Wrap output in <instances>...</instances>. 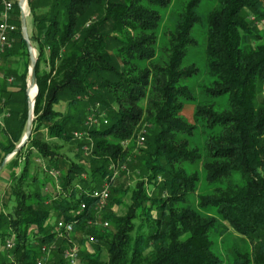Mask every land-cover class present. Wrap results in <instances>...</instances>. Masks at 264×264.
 <instances>
[{"label": "trees", "instance_id": "obj_1", "mask_svg": "<svg viewBox=\"0 0 264 264\" xmlns=\"http://www.w3.org/2000/svg\"><path fill=\"white\" fill-rule=\"evenodd\" d=\"M206 1L186 0L158 48L170 0H27L37 91L29 138L4 164L0 264H68L71 244L75 264H264V98L254 103L264 82V40L244 14L264 18V0ZM13 9L12 48L27 63ZM194 26L203 36L200 69L184 64L198 45ZM198 74L206 80L191 124L180 113L183 101L196 100L187 81ZM6 75L0 67V163L20 142L27 117L25 75L13 90ZM95 104L106 123L85 125ZM142 122L149 124L144 147L129 152L123 143L138 139ZM195 131L203 138L189 143ZM111 164L139 179L113 184ZM186 164L200 165L210 194L197 196L199 177ZM105 182L109 197L99 208L89 192ZM123 199L126 212L116 215ZM98 218L108 225L100 228ZM61 220L73 225L69 236L53 231ZM227 229L245 251L215 253L214 239Z\"/></svg>", "mask_w": 264, "mask_h": 264}, {"label": "rangeland", "instance_id": "obj_2", "mask_svg": "<svg viewBox=\"0 0 264 264\" xmlns=\"http://www.w3.org/2000/svg\"><path fill=\"white\" fill-rule=\"evenodd\" d=\"M18 1L19 0H15V4H13V5H16V7H17ZM185 1L186 0H170L169 4L166 6L167 8L165 10L161 11L160 15H161L162 24L160 27H158V31H157L158 39L156 41V46L158 48L159 47H166V41L168 39L166 32L168 29L170 30L173 27L174 19L176 18L177 13L181 12V8H182L181 5ZM206 2H208V3L203 2V4L207 5L209 7V6H211L210 4L213 2V0H207ZM26 3L24 6V12L26 13L25 26L27 27V30H28L27 35H29L31 33V31H33V30H32L31 19L29 16V12L27 10ZM203 9H207V8H203ZM13 11H15V10L13 9ZM14 13L16 14V16L14 18H16L18 14L16 12H14ZM244 14H245L246 20H248L251 23L250 26L254 27L253 32H255V31L258 32L259 36L262 37L261 40H264V25L259 26V25H257V22H256L257 20H259V21L264 20V18H258V17L254 18L253 17L254 20L252 19V21H251L250 17H252L253 15L249 14L248 11H246V13H244ZM19 15H20V12H19ZM19 18H20V16H19ZM19 18H18V20H19ZM12 21H13V18H12ZM192 34L195 35V38L197 39L198 45H196V47H194L193 49L189 48V52L184 59V64L186 65V64H188V62H193V63H196L200 69L202 66L201 62H200V54H201L202 48L199 46L201 44V41L203 40V36L201 34V29L198 26H194V28L192 29ZM13 45H14V43H13ZM11 48H9L7 50H10ZM33 51H34V54L37 58V54L35 53L34 49H33ZM28 59H29V57H28ZM28 59H27V63H25L24 62L25 59L23 57H21L19 54H17L14 49L9 54V56L5 57L3 60L0 57V67L2 69L6 70V73H7V75H6L7 79L6 80L7 81L9 80L8 83L10 84L11 90H13L14 87H18L19 85L22 84L19 76L22 77L24 75H25L24 76V82L26 83V89L28 88L29 74H30ZM205 80L206 79L202 76V74L201 75L198 74L195 79H191V80L189 79L187 81L188 86L196 92L197 97H195V99H196L195 101H190V100L183 101L184 107H183V110L180 113V115L183 119L188 120V122L191 124H196L194 119H193V112L196 109V106H197L196 103L198 102V100L201 99L200 96H202L201 91H199L201 82H203ZM25 90H24V93H25ZM36 91H37V89H36ZM35 94L36 93H35L34 89H30L28 91L27 97H30V99H32L33 98L32 96H35ZM25 96H26V94H25ZM261 98H264V82L258 86L257 94H255V98H254V103L258 102ZM223 103H224V100L222 101V104ZM55 109L56 110L57 109L62 110L63 109V103H58L57 106H55ZM89 109H90L89 110L90 112L88 114H94L95 113V114H98L100 117L104 118L103 115L105 114V112L97 104H95L93 107H90ZM88 114H86V117L84 118V121H83L84 124H85V121H86ZM32 116H33V114H32ZM1 120H2V118H0V122H1ZM148 125L149 124L142 122V124H140L139 127H137L138 139H136V140L133 139L129 142L123 143L124 144L123 146L126 148V150H129V152L135 151L138 153L139 150L144 147V134L148 133V128H147ZM22 135H23V132H22ZM82 135H83V133H81L80 136L73 134V137H77L80 139V137ZM141 138H143V140H141ZM201 138H203V133H201L199 131H195L194 137H189L188 140H189V143L193 144V143H199ZM82 151H84L86 153L88 151V148L84 146V148H82ZM13 156H11L8 159H11ZM1 157H2V154H0V159H1ZM84 157H87V156H84ZM8 159H6V161ZM4 164H5V162H4ZM4 164H3V166H4ZM3 166H2V169L0 171V175L4 173V175L6 177L5 180H7L8 169L6 167H3ZM124 166L126 167V169L122 170V168H125ZM200 168H201L200 165L193 166V165H187L186 164V166H185V169L187 171H195L199 177V182L196 185L197 196L205 194V193L210 194L213 190L211 188V186L207 185L206 180H205V175H203V172L201 171ZM110 169L112 170V175H111L112 178L111 179L114 180L113 184L116 183L117 180H119V181H123V182H125L131 186V184L134 183L135 180L139 179L138 172L135 171L134 169L131 170V169L127 168L126 165H119V164H113L112 165L111 164ZM119 170H122V172L124 173L125 176H122V175L118 176L117 174H118ZM51 176H52V174H51ZM55 176H57V175H55ZM53 178H55V177H53ZM47 187L50 188L49 185ZM125 204H127V201H126V199H123V204L113 207V211L116 212L115 213L116 215L122 214L123 212H126V207L124 206ZM11 205H12V203L9 201L7 203V206L11 207ZM202 211L208 213L209 215L216 216L215 213L212 210H208V208H202L201 212ZM97 221L99 222L98 226L100 228L103 227L102 224H100L99 218ZM214 242H215V247H216L215 253L216 254L219 253L221 256L225 255V253L229 254V252L234 250V249L238 250V252H242V251H245L246 248H248V245L244 244L240 240L238 235L234 231H231L230 229H227V233L224 236H220V237H217V239H214ZM75 258L77 261V255Z\"/></svg>", "mask_w": 264, "mask_h": 264}, {"label": "built area", "instance_id": "obj_3", "mask_svg": "<svg viewBox=\"0 0 264 264\" xmlns=\"http://www.w3.org/2000/svg\"><path fill=\"white\" fill-rule=\"evenodd\" d=\"M15 3V0H0V57L1 54L6 51L7 49L13 47L14 37L13 32L16 30L15 24L12 22V18L16 16V14L13 11V4ZM251 21L254 20L253 16L250 17ZM257 25L263 26L264 20H257ZM11 80V79H10ZM7 81V80H6ZM9 82V80L7 81ZM100 116L96 117V115L88 114L85 124H99ZM101 122L106 123L105 119H102ZM74 135H81V132L75 131L73 132ZM143 140V138H141ZM52 176L56 175L55 171L50 172ZM89 194H91L92 197L95 198L97 202V207L101 208L106 200V198L109 197L108 193V185L107 183H103L99 189H92L90 190ZM80 208L84 209V204L80 203ZM54 229L53 231L58 233L59 236L61 235H67L69 236L72 232L73 225L71 223H67L64 221H56L54 222ZM108 225V221L102 222V228ZM12 241L8 240L6 242L5 248H9L12 245ZM41 252L47 253L46 247H41ZM65 258L68 261V264H75L76 263V255H77V245L71 244L69 247H66L64 249ZM35 264H41L40 260L38 259Z\"/></svg>", "mask_w": 264, "mask_h": 264}, {"label": "water", "instance_id": "obj_4", "mask_svg": "<svg viewBox=\"0 0 264 264\" xmlns=\"http://www.w3.org/2000/svg\"><path fill=\"white\" fill-rule=\"evenodd\" d=\"M27 2V0H19L17 7H18V12H20V18H19V27H20V34H21V38L22 40L25 42V49H26V53L28 54V63H29V69H30V74H29V82H28V88L25 90V94L27 97L28 91L31 88H34V91L36 93V82H35V68H34V64L35 61L37 60L34 51H33V47H32V43L28 38L27 35V27L25 26V18H26V13L24 12V6L25 3ZM33 98L30 99V97H27V103H26V111H27V117L25 120V130L23 131V135L20 138V142L15 146V148L12 150L11 153L7 154V156L2 160V162L0 163V171L2 169V166L4 164V162L6 161V159L10 158L11 156L15 155V153L19 150V148L21 146H24L29 138L30 135V130H31V120H32V106H33V102L35 101V97L32 96Z\"/></svg>", "mask_w": 264, "mask_h": 264}, {"label": "crops", "instance_id": "obj_5", "mask_svg": "<svg viewBox=\"0 0 264 264\" xmlns=\"http://www.w3.org/2000/svg\"><path fill=\"white\" fill-rule=\"evenodd\" d=\"M1 118V117H0ZM6 162V161H5ZM5 175L4 173L0 175V195L2 194L3 188L6 185V180H5Z\"/></svg>", "mask_w": 264, "mask_h": 264}, {"label": "bare ground", "instance_id": "obj_6", "mask_svg": "<svg viewBox=\"0 0 264 264\" xmlns=\"http://www.w3.org/2000/svg\"><path fill=\"white\" fill-rule=\"evenodd\" d=\"M15 4V3H14ZM20 16V15H19ZM13 22V21H12ZM14 23V22H13ZM31 89H34V88H31ZM32 92V91H31ZM103 119V118H102ZM4 167V166H3ZM54 224V223H53ZM53 226V225H52ZM12 248V247H11ZM10 249V248H9ZM40 263H41V261H40Z\"/></svg>", "mask_w": 264, "mask_h": 264}]
</instances>
